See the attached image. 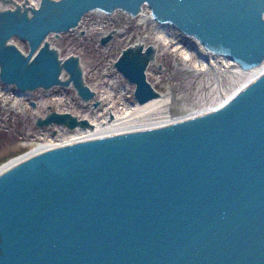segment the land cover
I'll use <instances>...</instances> for the list:
<instances>
[{
    "label": "water",
    "instance_id": "95a60500",
    "mask_svg": "<svg viewBox=\"0 0 264 264\" xmlns=\"http://www.w3.org/2000/svg\"><path fill=\"white\" fill-rule=\"evenodd\" d=\"M144 7L156 26L254 78L207 112L177 107L161 126L86 133L0 172V264H264V0H0V83L94 100L78 57L62 59L48 38L79 31L91 14L136 18ZM155 56L138 43L114 64L133 105L162 97L147 79ZM113 121L108 108L101 124ZM35 124L94 131L55 111Z\"/></svg>",
    "mask_w": 264,
    "mask_h": 264
},
{
    "label": "bare ground",
    "instance_id": "6f19581e",
    "mask_svg": "<svg viewBox=\"0 0 264 264\" xmlns=\"http://www.w3.org/2000/svg\"><path fill=\"white\" fill-rule=\"evenodd\" d=\"M31 1L33 4H36L35 0ZM17 3L20 2L17 1ZM149 12L150 10L148 7H144L141 15L136 18L123 15H116L112 18L100 14L88 15L84 19L86 23L83 29H81V31H85L86 34L84 38L82 36V39L78 38L77 41L79 45L82 46L90 45L89 42L94 40L95 34L97 36L96 38H98L101 34L111 31L114 26L120 24L122 26L124 25L123 29L129 31V35H127V44L137 42L144 46H153L155 48L156 56L155 61L153 62L155 65V67H153L155 69L152 70V73L158 75L157 82L162 97L146 105L136 104L133 106H127L126 104L125 106L128 108H125L126 110L114 112L113 123L105 126H102L101 123H106L107 121L106 116H103L102 114L103 111L106 112V110L101 111L102 115H96L95 113H89L88 108V112L83 115L82 118L86 119L94 126V131H79L77 129L72 134L55 126L53 127L55 130V136H51L44 133L45 130H43V133L40 134L42 138L37 139L32 135V139L29 142L24 143L26 149L29 150L28 152L11 160L9 159L7 163L2 166L0 165V172L29 158L30 156L44 151L49 147L74 141L78 137L86 135V133H88V137H98L161 126L171 121L172 110L177 107H179L178 109L182 110L185 115L207 112L220 106L238 92L240 87L254 78L253 74L242 73L236 65L212 57L192 39L177 34L172 28L156 26V23L153 21ZM150 28V33H152V30L154 29L151 35L148 32ZM48 41H50V44L62 56V52L65 51L63 44H61L62 42H59L52 36L48 38ZM12 44L16 45L23 53L27 52L24 44L18 40L14 39ZM125 45L126 44H124L123 47L119 46L117 50L121 51ZM112 50H114V46H111L108 50H102L96 47L93 49V53L95 52L97 55L104 57L105 53L111 54ZM198 55L204 57L208 63L202 61ZM169 59H171L170 63L167 62ZM159 65L162 67L161 71L158 69ZM81 66L84 71V82L86 86L92 87L94 83L93 81L96 82L94 83L95 86H101V81L97 78V75L94 74L90 77L91 74H89V71L85 68L84 63H81ZM65 76L66 75L62 77L63 80L65 79ZM171 78H175L183 84H192L194 89L193 96L183 94L180 90H174L170 84ZM12 90V92H7V90L4 89V92H0L1 109L4 112H10L17 108L22 114H24V117H27L28 110L22 103L25 96L16 95L14 89ZM123 91L128 92V89L125 88ZM11 94H14V96L10 100L9 98ZM174 94L176 95L174 96ZM100 97H102L101 99L105 102H111L112 100V95L108 91L103 95L101 94ZM122 101L126 100L123 99ZM77 103H80V101H77ZM102 103L103 102H101V105ZM87 104L90 106L91 102ZM111 104L113 103L111 102ZM111 104L107 106L110 107ZM54 108L60 113L68 112L71 108V102L66 105H63L61 102H55ZM32 115L33 118L31 116V119L35 120L40 116V113L35 112ZM54 140L55 143L53 142Z\"/></svg>",
    "mask_w": 264,
    "mask_h": 264
},
{
    "label": "rangeland",
    "instance_id": "374dc122",
    "mask_svg": "<svg viewBox=\"0 0 264 264\" xmlns=\"http://www.w3.org/2000/svg\"><path fill=\"white\" fill-rule=\"evenodd\" d=\"M15 1L21 2V0H15ZM123 27H124V25L122 26L120 24V25L114 26L113 29H116V28L123 29ZM153 30H152V33H153ZM150 31H151V28L148 31L149 34L151 35L152 33H150ZM69 37L71 39H68V38L65 39V37H63L64 40L60 41V42H62L61 44H63V47L65 49V51L62 52V54H63L62 57H67L70 54H74V55L82 54V57H81L82 62L84 63L85 68H87V70L89 71V74L94 70V66L96 64H98V66H99L93 72V74L90 75V77H92V75L96 74L97 77H99L102 81L116 82V84H117L116 87L118 85H120L122 87L123 84H122V82H120L118 80V78L108 79V78L103 77V74H104L103 71H107L111 66L110 62H112V60L115 61L117 56H119V53H118L119 51L116 50V48L118 47L117 44L112 45V46H114V50L112 51V53L111 54L107 53L108 55L103 58L101 55H97L95 52L93 53V49L98 47V45L96 43H97L99 37L96 38L97 37L96 34L94 36V40L89 42L90 45H87V46L86 45H84V46L79 45L77 40H78V38L82 39L81 37H79V35L76 38H73L72 36H69ZM125 39L126 40H122V42H125V43L121 42L120 45L126 44L127 38H125ZM133 41H134V39H133ZM135 43H137V42H133V44H135ZM79 46H81V47H79ZM121 47H123V46H121ZM67 49H69V50H67ZM170 61H171V59H169L167 62L170 63ZM153 65H154V63H153ZM154 67H155V65H154ZM154 67H153V70L155 69ZM157 76H158L157 74H154L150 71L149 81L151 84H153L155 86V89L159 93H161L159 84L157 82ZM160 76H162V75H160ZM93 82L96 83L95 81H93ZM94 83L92 86L93 89L99 91L100 93L103 92V89L106 88L103 83L101 84V86H95ZM170 84L174 90H178V91L180 90L183 94H186L189 96H193V94H194V92H193L194 89H193L192 84L180 83L175 78L174 79L171 78ZM107 88H108V85H107ZM66 91L67 90L64 91L63 89H60L57 99H59L63 105H66L67 103L71 102V108L68 110V112H70L71 114H74L76 116L83 117V115H85L88 112L87 109L86 110L82 109V107L84 106V103L83 104H80V103L75 104L77 101V96H76L75 90L72 87H70V89L68 91H70L71 95L74 94L75 101L70 100V96L65 94ZM116 91L111 92L114 95V96H112L114 100H112L111 102L114 105L115 111L126 110L125 108H128L125 106L126 104H127V106H131L130 105V103L132 101L131 94L123 93V90L121 92L119 91V93H117ZM182 93H180V94H182ZM123 95H124V97H123ZM175 95L176 94H174V96ZM11 98L12 97H10L9 99L11 100ZM63 98H66L67 101L64 102ZM101 98L102 97H100V99ZM123 99L126 101H122ZM45 102L46 103H52L51 99H46ZM22 103L28 110L27 117H24L23 116L24 114H22L21 111L17 108H15L16 111L14 110V112H16V114H6L5 115L0 110V160L2 159L4 161V159L6 158L7 160H5V161H8L9 159L11 160L13 158H16V157L23 155L26 152H28L29 150L26 149V147L24 146V143L29 142L32 139V137H31L32 135H34L37 139L42 138L40 136V134L42 132L39 131L35 127L34 120L31 119V117H30V111L31 110H30V107L28 105L27 100L22 101ZM37 111H39L41 114H44V116H45V114H47L49 112L45 109V106H44V109L42 106H40V108ZM92 112L89 110V113H92ZM95 113H96V115H101L100 110L99 111L97 110ZM71 132H73V131H71ZM53 142L55 143V140ZM56 144H58V143H56ZM8 149H9V151H11V153L8 152Z\"/></svg>",
    "mask_w": 264,
    "mask_h": 264
},
{
    "label": "flooded vegetation",
    "instance_id": "af4514ba",
    "mask_svg": "<svg viewBox=\"0 0 264 264\" xmlns=\"http://www.w3.org/2000/svg\"><path fill=\"white\" fill-rule=\"evenodd\" d=\"M114 39L116 40V36H114ZM117 46L118 47L121 46L120 43H118ZM118 47L116 48V50L118 49ZM158 69L162 70V67L159 65ZM48 97H50V95L47 92L41 91V90H37V91L31 93L29 96H26L25 98H23L24 101L27 100L28 105L30 107V110H31L30 111V117L32 116V118H33L32 114H34L35 112H39L37 110L40 108V106H42L43 109H44V106H45V109L47 111H50V108H51V111L55 110L54 107H50V106L46 105L45 99L48 98ZM30 103L33 104L34 107H32ZM47 114H49V112ZM47 114H45V115H47ZM42 115H44V114L40 113V116H42ZM8 152L11 153V151H9V149H8ZM1 160H0V164L3 163V162H6L5 160H7V159L5 158L4 161L3 160L1 161Z\"/></svg>",
    "mask_w": 264,
    "mask_h": 264
}]
</instances>
